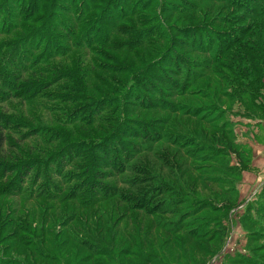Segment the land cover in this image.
I'll use <instances>...</instances> for the list:
<instances>
[{"label": "rangeland", "instance_id": "rangeland-1", "mask_svg": "<svg viewBox=\"0 0 264 264\" xmlns=\"http://www.w3.org/2000/svg\"><path fill=\"white\" fill-rule=\"evenodd\" d=\"M261 48L264 0H0V264H264Z\"/></svg>", "mask_w": 264, "mask_h": 264}, {"label": "trees", "instance_id": "trees-1", "mask_svg": "<svg viewBox=\"0 0 264 264\" xmlns=\"http://www.w3.org/2000/svg\"><path fill=\"white\" fill-rule=\"evenodd\" d=\"M260 51H263L264 52V49L263 48H261V50ZM257 52H259V51H257ZM256 68H258V69H260V71H261V73H262V77H264V60L263 59H259V61L256 63ZM260 77V74H257V75H255V77L252 79V80H258V78L257 77ZM259 84V85H258ZM256 85H258L256 88L257 89H261L262 88V86L261 85H264L263 84V82L261 83V82H257V84ZM250 96L252 97V98H254L255 100H256V98H255V96H256V94H255V92L254 93H251L250 94ZM248 168H249V166L247 167V169L246 170H248ZM235 203V202H234ZM236 204V203H235Z\"/></svg>", "mask_w": 264, "mask_h": 264}, {"label": "crops", "instance_id": "crops-1", "mask_svg": "<svg viewBox=\"0 0 264 264\" xmlns=\"http://www.w3.org/2000/svg\"><path fill=\"white\" fill-rule=\"evenodd\" d=\"M260 154H261L262 157H263V158H262V159H263V165L260 163V165H262V167H260V169H261L262 174H263V172H264V151H261ZM247 175H249V174H247ZM245 177H246V179H247V176H244V182L246 181Z\"/></svg>", "mask_w": 264, "mask_h": 264}]
</instances>
